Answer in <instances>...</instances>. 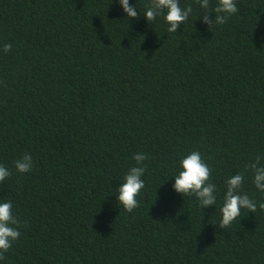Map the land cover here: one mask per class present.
<instances>
[{"label": "trees", "instance_id": "1", "mask_svg": "<svg viewBox=\"0 0 264 264\" xmlns=\"http://www.w3.org/2000/svg\"><path fill=\"white\" fill-rule=\"evenodd\" d=\"M181 2L193 15L168 33L111 0H0V163L13 173L0 198L21 233L0 264H264V209L217 229L214 205L158 188L191 150L221 188L264 153V0H237L212 29ZM137 152L145 189L128 212L114 193ZM24 153L34 167L16 173Z\"/></svg>", "mask_w": 264, "mask_h": 264}, {"label": "clouds", "instance_id": "2", "mask_svg": "<svg viewBox=\"0 0 264 264\" xmlns=\"http://www.w3.org/2000/svg\"><path fill=\"white\" fill-rule=\"evenodd\" d=\"M118 3L126 18H137L142 13L145 20L154 25L157 18H162L168 33H178L181 24L188 21L193 15L191 4H182L181 0H148L143 11L130 0H111ZM196 5L201 10L202 18L209 29L222 26L237 14V0H196ZM209 14H214L210 18ZM124 17V18H125ZM11 44H5L3 51L8 52ZM132 159L135 164L127 169L119 185L116 187V199L125 211L132 212L139 206L137 197L145 189L144 175L146 172L147 154L137 152ZM16 173L30 172L34 167L33 156L30 153L22 154L14 161ZM175 171L171 178H165L158 188L166 181H172V190L185 197H194L197 206L204 210L215 206V210L209 216L219 214V219H212L211 224L217 229H228L243 212L255 213L257 208L264 209V201L257 200L250 195L244 185L251 182L258 194L264 195V153H257L246 163L242 171L228 175L222 188L213 182V168L199 150H191L183 154L174 162ZM12 170L0 163V184H3L11 175ZM218 200L220 203L218 204ZM19 220L13 207V201L0 198V261L11 248L21 233Z\"/></svg>", "mask_w": 264, "mask_h": 264}]
</instances>
